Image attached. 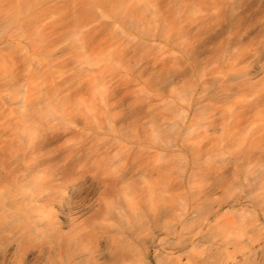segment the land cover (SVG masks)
Returning a JSON list of instances; mask_svg holds the SVG:
<instances>
[{"label":"rangeland","instance_id":"1","mask_svg":"<svg viewBox=\"0 0 264 264\" xmlns=\"http://www.w3.org/2000/svg\"><path fill=\"white\" fill-rule=\"evenodd\" d=\"M214 171L264 177V0H0V264H176Z\"/></svg>","mask_w":264,"mask_h":264},{"label":"crops","instance_id":"2","mask_svg":"<svg viewBox=\"0 0 264 264\" xmlns=\"http://www.w3.org/2000/svg\"><path fill=\"white\" fill-rule=\"evenodd\" d=\"M262 164L256 160V165ZM213 175L212 192L188 204L192 211L186 226L169 231L172 245L187 244L186 257L176 264H244L247 253L264 242V177L257 179L245 197L239 181L222 186L216 181L221 171ZM18 204L15 196L0 195V229L12 223Z\"/></svg>","mask_w":264,"mask_h":264},{"label":"bare ground","instance_id":"3","mask_svg":"<svg viewBox=\"0 0 264 264\" xmlns=\"http://www.w3.org/2000/svg\"><path fill=\"white\" fill-rule=\"evenodd\" d=\"M64 168V167H63ZM42 187V184H41V182H38L37 184H35V185H33V187H32V189L33 190H31V191H29V192H27L29 195H33V194H37V192L39 191V189ZM46 214H43V216H45ZM124 226L126 227V224H124ZM127 248V244H121L120 245V247H119V249L120 248ZM124 248V249H125ZM119 249H117L116 248V250L114 249V250H112V252H111V257H115V256H117L118 255V252L120 251ZM115 259V258H114Z\"/></svg>","mask_w":264,"mask_h":264}]
</instances>
